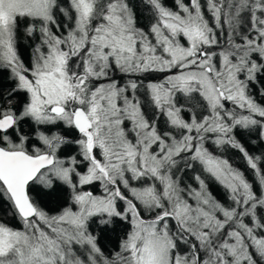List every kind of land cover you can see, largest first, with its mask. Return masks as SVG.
<instances>
[{
  "label": "snow or ice",
  "instance_id": "1",
  "mask_svg": "<svg viewBox=\"0 0 264 264\" xmlns=\"http://www.w3.org/2000/svg\"><path fill=\"white\" fill-rule=\"evenodd\" d=\"M260 145L264 0H0V264H264Z\"/></svg>",
  "mask_w": 264,
  "mask_h": 264
},
{
  "label": "trees",
  "instance_id": "2",
  "mask_svg": "<svg viewBox=\"0 0 264 264\" xmlns=\"http://www.w3.org/2000/svg\"><path fill=\"white\" fill-rule=\"evenodd\" d=\"M261 149H264V145H260L259 147H256V148H251V146H250V150H253V151L259 152ZM228 155L233 158L234 163L238 164L239 167H241V168H244L245 167L243 161L237 159V157L239 155L238 153H235V152L230 151L228 153ZM212 189L217 194V196L219 198H221V199L224 198L223 197V191L215 183L212 184ZM115 242H116L115 237L112 234H108L107 236L102 237V239H101V243L103 245H106V246L112 245Z\"/></svg>",
  "mask_w": 264,
  "mask_h": 264
}]
</instances>
